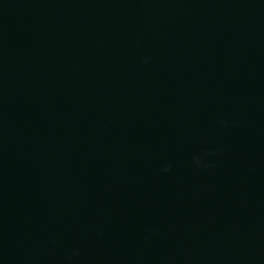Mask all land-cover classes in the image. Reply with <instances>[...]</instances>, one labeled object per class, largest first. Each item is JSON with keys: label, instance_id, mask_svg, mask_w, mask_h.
Segmentation results:
<instances>
[{"label": "water", "instance_id": "95a60500", "mask_svg": "<svg viewBox=\"0 0 264 264\" xmlns=\"http://www.w3.org/2000/svg\"><path fill=\"white\" fill-rule=\"evenodd\" d=\"M0 264H264V0H0Z\"/></svg>", "mask_w": 264, "mask_h": 264}]
</instances>
